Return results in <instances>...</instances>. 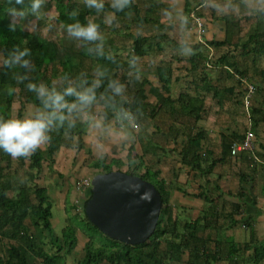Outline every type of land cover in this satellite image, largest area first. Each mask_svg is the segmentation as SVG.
Here are the masks:
<instances>
[{
  "label": "trees",
  "instance_id": "1",
  "mask_svg": "<svg viewBox=\"0 0 264 264\" xmlns=\"http://www.w3.org/2000/svg\"><path fill=\"white\" fill-rule=\"evenodd\" d=\"M46 3L52 5L56 14V24L62 25L64 29L65 23L70 22L69 12L73 9H79L78 18L82 22H86L93 16H99L94 20L100 24L101 30L104 29L101 14L105 12H111L116 17L112 21V27L119 23L128 27L130 23L151 22V18L140 14V8L132 1L129 8L123 12H114L109 7V3H106L105 11L101 14H96L94 10L87 9L84 4H77L73 0H46ZM9 6L22 7V5L16 4L15 0H0V54L1 56L7 55L9 50L18 44L28 47L31 50V59L35 65L29 73L28 79L51 83L60 75L68 73L75 77L79 84L90 83L93 77L87 71L89 64L93 66L95 71L98 67L103 66L108 69L110 76L123 82L127 79L125 76L120 77L119 72L129 69V62L121 59L117 54L105 52L104 56H96L87 52L86 46L81 44L74 48L72 37L63 36L57 42L31 33L19 24H16L15 29L10 28L9 25L12 21L8 12ZM185 13L188 14V8L184 11ZM259 30L252 32L246 41L233 47L235 49L239 47L247 54L264 55V27ZM158 38L164 39L163 36H131L130 50L127 53L129 60L133 55L137 58L144 57L153 50V47L160 51L162 43L159 42ZM230 41L231 37L227 32L224 41H212L210 45L218 48L230 45ZM108 42L110 44L111 41L108 40ZM108 42L104 41V44ZM185 46L192 49L189 58L186 59L187 71L192 76V81L196 83L197 80L194 75L199 76L197 82L199 89L209 90L210 83L204 72L206 59L201 50V45H182L177 46V48L183 49ZM85 61L89 62L88 66L84 64ZM217 62L220 65L231 66L236 74L241 77L244 76L236 64L228 60L227 54L221 56ZM19 71H23V69H8L6 66H0V116L11 115L13 102L17 97L20 99L17 114L20 116L25 104L30 103L36 106L39 103L35 94L26 87L27 80L18 81L15 78L14 73ZM172 77L173 69L171 66H158L156 78L160 86L152 87L150 84V94L156 98L159 105L160 103L166 104L172 116L191 118L195 121L200 119L203 111V98L198 94L191 96L186 93L181 94L176 100H172L169 96ZM147 82V80L139 82L133 79L135 91L130 98H122L117 95L107 102L106 99H99L96 104L103 109V120L108 122L117 118V112L123 108L133 115L137 127L140 126L146 116L145 99L147 96L144 87ZM106 83L107 78H105ZM97 91L98 93L104 91L106 98L111 95L110 90H105L103 85ZM88 126L87 121H78L72 129L57 130L53 133L52 141L46 144L44 149H37L30 157H19L20 166L26 164L30 172V177L25 180L6 171V169L10 170L11 157L10 154L0 150V264H67L68 257L76 252L79 243L77 230L82 232L86 241L81 247V256L76 258L75 264H163L165 259H168L169 262L177 261L186 249H189L190 259L203 256V254L207 257V254L199 253L198 250L192 251L191 244L195 240L192 238V232H190V230L193 231L192 223L184 225L186 232L181 236L177 233V226L171 219L173 213L169 203L171 194L167 191L165 182L159 179V170L143 166V159L149 154L157 159L156 163L160 162L157 152L162 149L151 142V136L143 128L142 130L140 128L136 134V141L141 154H136L134 158H137L139 163L132 171L125 173L150 182L160 194L162 209L157 227L152 235L142 244L128 245L102 234L88 221L84 212L85 204L91 195L90 190H88L85 201L81 203L80 222L82 225L80 223L75 224L68 218L67 225L62 229L61 234L58 236L54 233L51 222L52 204L48 189L38 185L35 179L42 170L43 162H47L48 170H53L55 154L62 147L67 146L69 140L74 142L73 148L80 151L84 147L83 137ZM199 132L196 135H199ZM196 135L191 133L187 135V143L180 153L182 164L195 170L200 169V158L195 156L200 146V140ZM134 151V146L127 149L126 158L128 160ZM4 164L7 165V168L4 167ZM114 165L116 166L115 171H120L122 162L114 159L106 162V159H100L92 162L90 168L95 169L97 174L109 173L114 171ZM200 194L203 195L204 193L201 192ZM206 202H209L207 198ZM73 204V210L77 211L79 205L76 206L75 202ZM245 225L249 227V224ZM165 237L168 238L165 239ZM163 243L164 245H162ZM258 259H264V245L258 248L256 260ZM145 260H149V262Z\"/></svg>",
  "mask_w": 264,
  "mask_h": 264
},
{
  "label": "crops",
  "instance_id": "2",
  "mask_svg": "<svg viewBox=\"0 0 264 264\" xmlns=\"http://www.w3.org/2000/svg\"><path fill=\"white\" fill-rule=\"evenodd\" d=\"M131 1L140 8L142 16L151 18L150 23H143L146 28L152 27V30L154 28L157 31L156 36L164 37L163 40L158 38L162 47L201 45L203 54L204 49L210 55L214 50L218 51L214 52L213 58L204 54V72L210 89L200 90L197 86L199 76L194 75L197 80L196 83L192 81L194 91L187 92L191 96L198 94L203 98L200 119L195 121L172 116L167 105H159L148 90L152 98L145 108L144 124L147 127H143V130L151 136V142L159 135L166 142V146H159L162 149L157 152V156H164L163 160L168 161V164L162 167L158 162L156 166L160 172L159 179L165 182L171 194V219L180 236L186 232L184 225L192 223L193 231L190 232L195 238L191 244L192 251L207 254V257L203 254L190 259L189 249H186L177 261L165 259L163 264H264V259L256 260L258 248L264 245V55L247 54L241 48L233 47L264 27V0ZM186 8L188 14L185 15ZM194 17L202 23L200 30ZM227 32L231 37L230 45L218 48L210 45L212 41H224ZM188 54L187 59L190 56ZM226 54L244 76L238 75V78L230 72L234 70L231 66L218 64V59ZM245 84L254 87L248 108L244 106ZM148 87L150 89L149 83ZM171 89L172 85L169 96ZM181 94L186 92H180L176 99ZM164 115L173 123L169 126L165 124L166 132L159 129ZM176 122L179 125H175ZM133 128L122 132V135L134 136L137 133ZM198 131L199 135H196ZM248 132L254 135L255 149L231 155L233 144L241 142ZM190 133L200 140L195 153L200 158V169L196 170L182 164L180 156ZM45 146L40 148L44 149ZM174 156L178 159L176 167L170 160L175 159ZM57 164L58 160L54 162L53 170ZM52 181L56 182L54 179ZM49 184L51 182L43 186ZM55 191H51L52 195ZM201 192L204 194L201 195ZM67 193L68 190H65L62 201H66ZM79 197L82 200L83 196ZM206 198L209 202H206ZM57 203L62 204L61 207L66 211L65 202ZM245 224H249V227Z\"/></svg>",
  "mask_w": 264,
  "mask_h": 264
},
{
  "label": "rangeland",
  "instance_id": "3",
  "mask_svg": "<svg viewBox=\"0 0 264 264\" xmlns=\"http://www.w3.org/2000/svg\"><path fill=\"white\" fill-rule=\"evenodd\" d=\"M73 1L77 4H83V0ZM106 3H110V0H106ZM111 15H113L111 12H105L101 14L104 22V29L102 30L104 41H111L110 44L109 42L105 44L104 50L105 52L110 54H117L119 57H121V59L127 62H129L127 53L130 50V44L132 41L131 36L142 35L155 37L156 35H158L157 31L154 28L153 30L152 27H149V29H147L146 24L143 23H130L128 27L119 23L118 25L116 24L112 27V22H109L108 19V17ZM98 17L99 16H93L90 19ZM55 18L56 14L54 12V8L52 7V5L46 3L40 16H27L24 19L17 20L16 24H19L22 28L28 30L31 33L47 38L48 40L58 42L61 38H63V36L68 35L66 34V30L62 27V25L56 24ZM10 20L13 22L11 15ZM162 32L164 31H161V33ZM72 40L74 48H77L80 43L75 38H72ZM214 52H218L217 49L214 50L211 55L209 51H207V49H204L205 56L207 55L211 58L214 57ZM188 55L189 54L185 53L183 49L173 47L172 45H163L160 51L157 50L156 47H153L152 51L147 53L144 57L137 59V65L135 68L124 69L119 72L120 77L125 76L127 79L124 81V83L126 84L125 93L118 96L122 98H130L133 95L135 91V86L132 83L133 79L139 82L147 80L149 84L159 87L160 84L156 79V68L160 65H169L173 69V81L171 83L172 89L170 92L171 98L176 99L180 92H193V78L187 71L188 64L186 62V56ZM0 58H2L1 54ZM84 64L88 66L89 62L85 61ZM204 67L206 69V66ZM87 71L88 74L91 75V77L95 75V70L91 64H89V66L87 67ZM136 72H139V79H137L135 76ZM230 72L234 74V76H237L239 78L238 74H236L233 70H230ZM247 81V83H252L249 80ZM148 83L144 87L145 94L147 96V98L145 99V103L147 106L149 105V102H151L150 99L152 98L148 92ZM19 107L20 99L17 97L13 102L11 115H18L17 113ZM34 107L35 106L30 103L25 104L21 116L26 114ZM102 110L103 109L100 105L95 104L90 110V113L85 114L78 120L87 121L89 123L86 134L83 137L84 147L80 151H76V149L73 148L74 142L69 140L67 143L68 145L62 147L59 153L55 155L54 162L58 160V164L57 166H55L54 170L52 172L49 171L47 162H43L42 170L39 173L40 177L35 179V182L40 186L51 182V185H46V187L48 188V193L51 198L50 202L52 204V229L58 236L61 234L62 229L67 225L68 218L75 224L80 223L82 225V222H80L82 210L81 203L87 198L88 190H91V186L88 189L84 190L82 193L77 191L76 187L80 181L84 179H88L90 181L91 178L97 174V171L95 169L90 168L92 162L100 159H106V162H110L112 159L120 161L122 162V166L119 168L121 172L132 171L133 168H135L139 163V160L134 158L136 153H140V149L135 137L136 134H133L134 136L131 135V137L128 136V134L126 136L122 135V132H127L128 129H131L132 127H121V121L117 118L105 122L102 118ZM123 123L127 124V121H123ZM165 124H168V126L169 124H173L170 118H168L166 115H164L162 123H159L160 131H167V128H165ZM175 125H179V122H176ZM160 126H162L163 128H160ZM143 127H147V124H144V120L142 121L140 126L135 127L134 130L136 131V133H138L139 129L141 128L142 130ZM159 136L153 138V144L156 143V146H166V142H163L162 138ZM156 138L159 139L160 142H158ZM167 142L169 143V141ZM130 146H134L136 151L128 160L126 158V154L127 149ZM10 157V170L8 171L6 169V171L14 173V175L19 179H28L30 177V172L27 169V165L24 164L23 166H20L17 157H12L11 155ZM163 157L158 158V160H160L159 164L162 165V167H165V165L168 164V161L163 160ZM174 158L175 159L171 158L170 160L172 165L176 167L178 159L175 156ZM143 160L144 167H152L153 169H157V159L155 157L149 154L148 156L144 157ZM4 167L7 168V165L4 164ZM113 169L114 171L116 170L115 165ZM40 178L41 180H39ZM53 179L56 182H53ZM56 183H61V185H63L59 186ZM52 190H56L53 195L51 193ZM65 190H68L66 201H62L61 198ZM79 195L83 196L82 200ZM173 201L175 202L176 200L174 199ZM57 202H65L64 206L66 208V211L61 207L62 204ZM73 202H77L76 206L79 205L77 207V211H74L72 208ZM77 237L79 243L76 248V252L72 256L68 257V264H75L76 258L81 256V247L83 246L86 239L80 230H77ZM165 239L167 238L165 237ZM162 245H164V243Z\"/></svg>",
  "mask_w": 264,
  "mask_h": 264
},
{
  "label": "clouds",
  "instance_id": "4",
  "mask_svg": "<svg viewBox=\"0 0 264 264\" xmlns=\"http://www.w3.org/2000/svg\"><path fill=\"white\" fill-rule=\"evenodd\" d=\"M22 7L9 6L13 22L10 28H16V21L25 17L40 16L46 0H15ZM84 7L94 10L96 14L105 11L106 0H83ZM131 0H110L109 7L114 12H123L129 8ZM79 9L69 12L70 22L65 23L66 34L75 38L82 46H86L89 53L96 56L105 55L104 35L100 24L94 19L82 22L78 17ZM109 22L116 19L115 15L108 17ZM185 53H191L192 49L185 46ZM137 57L133 55L129 60L130 69L137 65ZM0 65L8 69H23L15 72L18 81L27 80L26 87L35 94L39 103L26 114L0 116V150L12 157H30L40 147L50 143L53 133L60 129H72L78 120L90 113L92 107L99 99L112 100L117 95L126 91V84L108 73L106 67H98L90 83L79 84L71 74L60 75L51 83L28 79L29 73L35 65L31 59V50L22 45H15L7 55L0 58ZM139 79V72L135 73ZM105 78L107 83L105 84ZM104 86L110 90L111 95L106 98L105 92L98 93V89ZM121 121V127H137L135 118L127 110L121 108L117 114ZM127 121V124L123 123Z\"/></svg>",
  "mask_w": 264,
  "mask_h": 264
},
{
  "label": "water",
  "instance_id": "5",
  "mask_svg": "<svg viewBox=\"0 0 264 264\" xmlns=\"http://www.w3.org/2000/svg\"><path fill=\"white\" fill-rule=\"evenodd\" d=\"M90 186L84 212L102 234L128 245L142 244L152 235L162 202L150 182L112 171L94 175Z\"/></svg>",
  "mask_w": 264,
  "mask_h": 264
},
{
  "label": "built area",
  "instance_id": "6",
  "mask_svg": "<svg viewBox=\"0 0 264 264\" xmlns=\"http://www.w3.org/2000/svg\"><path fill=\"white\" fill-rule=\"evenodd\" d=\"M194 22L200 30L202 28L201 21H199L198 18L194 17ZM244 88L246 90L245 96H244V106L248 108L250 106V98L252 94L254 93V87L251 84H245ZM254 149H255L254 135L248 132L245 138L241 142L233 144V146L231 147L230 154L234 155L236 154V152H239V151H243V150L253 151ZM80 182L78 183L76 190L82 193L84 190L90 187V181L88 179H84Z\"/></svg>",
  "mask_w": 264,
  "mask_h": 264
}]
</instances>
